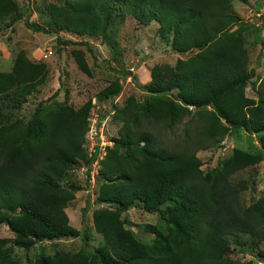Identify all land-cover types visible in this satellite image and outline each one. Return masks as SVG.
I'll return each instance as SVG.
<instances>
[{
	"label": "trees",
	"instance_id": "16d2710c",
	"mask_svg": "<svg viewBox=\"0 0 264 264\" xmlns=\"http://www.w3.org/2000/svg\"><path fill=\"white\" fill-rule=\"evenodd\" d=\"M234 1L247 2L65 0L63 7L49 11L47 26L25 15L24 25L35 32L49 35L64 30L100 36L102 43L109 44L115 39L116 22L128 12L138 22L157 23L159 35L171 34L174 52L195 50L175 66H153L149 82L139 85L148 95L146 100L129 95L113 109L117 135L105 146L95 174L96 200L105 204L92 210L102 243L88 253L40 254L32 264H226L237 245L229 240L244 235L257 244L253 250L264 260V249L259 247L264 240V196L246 204L243 192L249 187L248 178L231 179L264 161V75L259 78L257 99L245 96L260 66L249 65L246 38L253 35L254 43H261L260 27L247 23L230 31L239 24ZM16 6L14 0H0V21ZM82 45L90 51L87 43ZM71 54L80 72L89 76L82 53ZM42 66L17 54L13 69L0 72V97L19 105L37 88ZM118 73L136 83L130 71ZM120 92L117 82L101 90L106 98ZM90 103L77 108L39 105L26 122H0V223L12 233L0 236V264H19L15 247L26 250L36 241L65 236L86 238L69 223L63 209L78 187L72 182L63 185L61 178L79 160L90 166L96 156H88L82 146ZM156 126L180 129L177 143L162 144L151 130ZM234 128L249 133L251 150L233 147L216 166L202 171L196 150L215 147ZM250 133H255V140ZM131 207L158 212L166 231L146 225L152 239L140 242L122 216Z\"/></svg>",
	"mask_w": 264,
	"mask_h": 264
},
{
	"label": "rangeland",
	"instance_id": "374dc122",
	"mask_svg": "<svg viewBox=\"0 0 264 264\" xmlns=\"http://www.w3.org/2000/svg\"><path fill=\"white\" fill-rule=\"evenodd\" d=\"M17 10L0 21V72H9L13 69L17 54L22 53L33 63L43 65L39 70V82L37 88L26 96L23 102L15 105L12 100L0 97V122H26L39 105L51 108L57 104H68L73 108L80 107L91 100L88 117L91 124H99L102 135L100 138L87 133L84 135L82 146L88 156L96 150L98 158L106 152L105 146H110V139L117 135L119 124L112 117L113 109L122 103L129 95L136 99L146 100L148 95L140 86H145L150 80V72L154 65L165 64L175 66L177 61L193 56L195 50L182 54L174 52L169 43L172 35H159L157 23L144 24L138 22L128 12L123 13V20L116 22L117 29L115 39L109 44L102 43L100 36H79L78 34L57 30L47 35L43 32H35L28 29L24 23V17L29 14V20L47 26L49 11H55L56 7H63L65 0H14ZM233 8L238 16L236 26L247 23L262 27L263 35L261 43H254V36L248 35L245 49L249 55V65L259 64L255 74L249 80L245 89V96L257 99V90L260 89L259 78L264 75V0H247L246 3L233 2ZM14 20L9 22L10 17ZM64 41V43H63ZM88 44L90 51H86L82 45ZM73 50H79L90 68V75L80 72L71 54ZM130 71L135 75L136 83L131 78L119 75L118 72ZM117 82L121 86V92L114 98H106L101 90L108 83ZM206 109H211L206 106ZM152 132L162 144L175 145L180 138V129L168 131L151 128ZM255 140V133H250ZM249 133L243 129H232L222 138L215 147L207 150L197 149L196 153L202 160L201 169L207 170L216 166L217 162L232 153L233 147L241 150H251L248 142ZM101 144V145H98ZM102 147V148H101ZM102 155V156H103ZM89 165L84 160L65 171L61 178L63 185L74 183V197L66 201L64 212L68 216L69 223L85 235V239L78 236H65L52 240L36 241L28 249L14 248V256L19 264H32V261L40 254L53 255L58 251L67 250L78 253H88L94 246L102 243L100 233L95 231L92 221L93 208L104 205L97 198L98 182L95 178L98 165ZM97 166V167H96ZM88 173L86 174V172ZM90 172L93 177L90 176ZM89 177L86 180L85 175ZM247 179L249 187L243 192L244 202L255 200L258 196H264V161L248 167L231 175V179ZM88 203L86 213H81L82 207ZM125 218V226L140 242L150 243L153 234L146 232V225H154L162 232L166 231L165 222L158 212H145L139 207H131L122 212ZM6 223H0V236H11ZM249 236H238L235 241L236 252L228 255L226 264H262ZM233 244V245H234ZM259 247L264 249V240Z\"/></svg>",
	"mask_w": 264,
	"mask_h": 264
},
{
	"label": "built area",
	"instance_id": "2783aa9c",
	"mask_svg": "<svg viewBox=\"0 0 264 264\" xmlns=\"http://www.w3.org/2000/svg\"><path fill=\"white\" fill-rule=\"evenodd\" d=\"M90 120V119H89ZM101 128L102 127H100L99 126V124H91V126L89 125V129H88V134H89V131H90V134L92 133L93 134V136H98L99 138H100V136L102 135V132H101ZM98 145H101V144H98ZM102 148V147H101ZM94 153H96V150H94L90 155H92V154H94ZM102 155L103 154H100L99 155V157L100 158H98L97 156H95V158L93 159V161L92 162H94L93 163V165L95 164V165H98L99 166V160L102 158ZM91 162V163H92ZM90 163V164H91ZM97 167V166H96ZM87 171V170H86ZM87 173H88V171H87ZM90 176L91 177H93V174L90 172ZM88 177H89V174H88ZM90 178V177H89Z\"/></svg>",
	"mask_w": 264,
	"mask_h": 264
},
{
	"label": "crops",
	"instance_id": "0c3cea01",
	"mask_svg": "<svg viewBox=\"0 0 264 264\" xmlns=\"http://www.w3.org/2000/svg\"><path fill=\"white\" fill-rule=\"evenodd\" d=\"M259 27H260V35L262 36V35H263V33H262L263 29H262L261 26H259ZM260 39H261V37H260ZM261 41H262V39H261ZM262 42H263V41H262Z\"/></svg>",
	"mask_w": 264,
	"mask_h": 264
}]
</instances>
